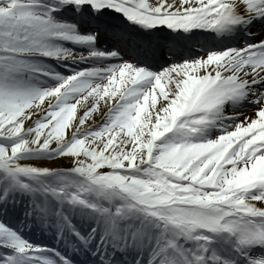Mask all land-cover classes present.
Segmentation results:
<instances>
[{
  "label": "snow or ice",
  "instance_id": "snow-or-ice-1",
  "mask_svg": "<svg viewBox=\"0 0 264 264\" xmlns=\"http://www.w3.org/2000/svg\"><path fill=\"white\" fill-rule=\"evenodd\" d=\"M0 264H264V0H0Z\"/></svg>",
  "mask_w": 264,
  "mask_h": 264
},
{
  "label": "rangeland",
  "instance_id": "rangeland-1",
  "mask_svg": "<svg viewBox=\"0 0 264 264\" xmlns=\"http://www.w3.org/2000/svg\"><path fill=\"white\" fill-rule=\"evenodd\" d=\"M34 63L36 64V67L39 69L38 72L33 73V82L37 84V86L41 87H46V86H51L54 85L55 82L48 80V78L42 77L41 73L44 71H48L50 69L55 70L56 72H59L61 75H71L72 71H75L74 69L71 68L70 64L68 63H63V64H58L57 61H55V64L63 69V71L56 70L52 67H49L48 69L43 65L45 61L40 58V56L33 57L32 58ZM67 65V66H65ZM71 69V71L69 70ZM79 70V69H78Z\"/></svg>",
  "mask_w": 264,
  "mask_h": 264
},
{
  "label": "bare ground",
  "instance_id": "bare-ground-1",
  "mask_svg": "<svg viewBox=\"0 0 264 264\" xmlns=\"http://www.w3.org/2000/svg\"><path fill=\"white\" fill-rule=\"evenodd\" d=\"M76 50V49H74ZM76 51H79V50H76ZM65 63H68V62H65ZM71 68L74 69L75 71L78 70L81 66L78 65V64H70ZM51 82V81H50ZM54 82V81H53ZM9 220H11V218H9ZM34 239H40V240H44L45 242L49 243L50 245V242L52 245H55L56 241L53 237L52 234H49L48 232H43V231H40V230H37L34 234Z\"/></svg>",
  "mask_w": 264,
  "mask_h": 264
}]
</instances>
